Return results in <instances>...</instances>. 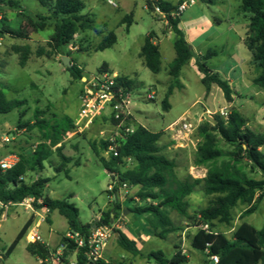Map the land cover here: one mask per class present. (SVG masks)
<instances>
[{
    "label": "rangeland",
    "instance_id": "obj_1",
    "mask_svg": "<svg viewBox=\"0 0 264 264\" xmlns=\"http://www.w3.org/2000/svg\"><path fill=\"white\" fill-rule=\"evenodd\" d=\"M12 1L19 4L25 16L48 15L47 9L41 6L38 0ZM80 1L84 5L82 14L89 16L93 25L91 29L79 31L74 35L72 41L74 50L69 51L67 46L63 52L69 53V62L79 68L84 79L96 74L105 64L106 70L134 79L140 84L132 91L134 97L138 99L135 107L136 119L148 131L161 134L159 145L163 146L162 154L175 162V175L179 180L188 176L193 178L191 174L195 176L196 170L192 169L206 171L208 164L196 166L194 163L196 148L201 142L197 129L184 148H176L166 131L168 125L184 114L190 119L195 114L199 116L203 114L200 126L206 122L211 123L215 112L221 109L224 112L230 110L224 108L223 98L215 92L209 97L207 93L205 94V88L201 84L202 75L195 66L197 53L201 55L209 51L216 53L206 61V66L220 77L233 82L236 91H239L236 92L239 99L233 108L248 120L249 129L258 133L264 132V90L252 83V79L258 77L261 69L253 63L243 46V39L249 34L250 14L241 11L239 1L212 0L210 3L208 0H195V5L182 13L178 27L195 57L181 69L179 80L183 88L175 90L168 98L170 107L167 111L162 110L161 101L170 80L168 65L175 56L173 50L175 35L172 30L168 29L158 15L145 9V0H111L115 7L108 4V0ZM161 1L172 5L177 3V0ZM0 15L3 19L0 22V31L5 27L17 31L24 24L18 10L8 6L0 8ZM127 15H131L132 18L128 29L126 24H121ZM25 30L28 39L0 34V89L7 100L24 102L18 109L0 115V135L8 133L13 137L12 141L0 150V155L4 152H14L29 159L31 152L43 140L42 133L37 127H33L35 121L43 120L49 125H54L62 117L67 116L74 122L80 108V94L84 82L73 78L67 71L62 62V58L67 56L55 55L47 48V42L44 40L48 41L52 35L53 22H50L45 30L37 33ZM110 32L116 37L115 44L104 51H96L101 39ZM149 33L154 34L156 38L153 41L159 47L161 70L156 75L144 66L143 59L139 57L144 39ZM24 47L29 48V54L24 67H21L19 58ZM15 48H18V53ZM39 51L42 55H38ZM239 79L246 89L239 86ZM149 90L156 93L153 101L146 100ZM206 110L212 115L208 116ZM110 136H112L110 119L106 115L98 117L88 129L62 142L61 155L68 161L60 171L57 170L60 169L63 160L53 149L52 156L44 163V169L26 172L24 182L31 184L38 179L48 180L44 196L73 204L78 209V221L81 225L92 224L97 218H102L103 214L114 209L116 215L110 220L113 232L103 252L107 262L154 264L147 257L150 253L161 252L169 260L179 251L180 254L188 256V264L210 263L205 254L190 248L189 241L198 230L194 216L208 206L212 197L206 196L201 186H196L186 197L187 217L168 211L175 231L165 239L147 235L144 217L133 213L135 207L144 205L137 197L139 187L115 186L109 191L112 179L90 147V143H98ZM217 147L226 154L234 151L220 139ZM221 162L229 163L248 179H263L262 174L252 168L245 159L235 163L226 155L217 160V163ZM199 175L205 174H201L200 171ZM115 206H119V210ZM248 208L249 206L245 204H237L231 211V223L225 225L214 222L215 231L231 239L242 223L260 229L264 223V198L256 203V209L252 214L245 216L244 212ZM29 217V212L15 208L6 221L0 224V252L12 243ZM50 221V229L49 222L43 223L39 233L43 239H48L51 246H55L68 229L65 219L56 211L50 214ZM115 230L121 231L132 241L134 238L141 254L133 256L119 248L115 240ZM27 246L23 238L1 264H40L27 252Z\"/></svg>",
    "mask_w": 264,
    "mask_h": 264
},
{
    "label": "trees",
    "instance_id": "obj_2",
    "mask_svg": "<svg viewBox=\"0 0 264 264\" xmlns=\"http://www.w3.org/2000/svg\"><path fill=\"white\" fill-rule=\"evenodd\" d=\"M210 3L212 0H208ZM241 3L240 9L249 13V34L243 39V46L257 64L261 71L258 77L252 79V83L264 90V0H236ZM41 6L47 9V16H25L19 8V4L12 0H0V8L8 6L18 10L23 17L24 24L17 31L7 27L0 31L12 38L28 39L25 29L37 33L45 30L50 22H53V33L47 41V48L55 55H65L63 49L69 46L74 35L79 31L92 28L93 22L89 16L82 14L84 5L80 0H38ZM161 10L165 13L175 9V5L159 1ZM148 12H152L149 0H145ZM3 19L0 20L2 22ZM132 23L131 15L125 16L121 24H126V29ZM180 17L169 19L167 26L175 35L173 50L174 59L168 65L169 84L161 108L163 111L169 109L168 98L175 90H181L183 85L179 80L181 69L187 62L195 57L191 46L186 42L183 33L179 29ZM155 36L149 33L143 42L139 57L143 59L144 66L152 73L158 74L161 70L159 47L154 43ZM116 42L114 33L110 32L104 36L98 44L96 51H104L111 48ZM16 53H18V48ZM64 53V54H63ZM29 54V48L24 47L19 58V65L24 67ZM38 55H42L41 51ZM216 53L209 51L205 55L195 57V66L202 75L201 84L208 92L211 85L219 88L226 103L233 101V90L228 82L218 74L213 73L207 66L206 61L214 57ZM67 71L75 79H82L81 71L71 61ZM106 71V65H102L97 72ZM118 82L122 83L128 90H135L139 87L134 79L119 77ZM24 105L18 100L9 101L5 98L3 90L0 89V115H5ZM36 117V116H35ZM248 120L237 110L230 108L226 118L216 114L212 116V122H206L197 129L201 142L197 145L194 163L196 166L208 164L205 177L193 179L187 177L179 180L175 175L176 164L163 154V146L159 145L160 133H152L140 125H135L132 133L125 136L119 144L117 156H110L108 159L102 157L107 149V141L90 143L95 156L100 160L103 169L116 175L121 183L128 187H139L137 197L143 202V206L135 207L133 213L144 217L147 235L165 239L167 235L175 231L168 211H173L181 217H187L188 204L186 197L189 196L196 186H201L206 196L212 197L206 208L201 209L194 216L196 234L190 239V248L205 254L208 257L216 256L218 264H264V223L260 229L242 223L234 232L233 237L228 239L224 234L216 232L214 222L229 225L231 223V211L237 204H245L249 208L244 215L254 212L256 203L264 198V132H254L248 128ZM26 127H30L26 125ZM33 127H37L42 133V142L31 152L27 159L23 154H18L19 162L11 170L0 176V200L3 202L18 203L25 198L31 197L36 202L41 199L39 208H48L50 213L56 211L62 216L67 224L68 231L79 232L83 236L88 234L91 224L81 225L78 221V209L66 200H51L44 196L45 184L48 180L38 179L31 184L24 182L28 171L43 170L44 163L52 156L53 149L63 160L60 171L67 158L61 155L62 142L66 135L73 131L74 122L69 117H62L54 125H49L43 120H36ZM218 139L233 148L230 154L224 153L217 147ZM60 145V146H58ZM14 153V152H13ZM230 156L232 161L237 163L243 159L247 160L252 168L256 169L263 176L261 180L248 179L231 167L227 162L217 163L223 156ZM131 164V166H129ZM113 193V192H110ZM119 210V206H115ZM115 210L103 214L96 223L109 224L112 216L115 217ZM47 222H50L47 218ZM32 223L29 218L12 243L0 253L1 263L7 259L19 242L24 238L27 229ZM201 224L209 226L211 232L205 233L198 227ZM116 243L123 251L137 256L141 252L137 249L136 243L130 240L121 231H114ZM69 248L74 245L70 244ZM176 249H178L176 247ZM27 252L38 261L44 258L46 249L41 244H28ZM86 248H80L77 257V264H112L99 260L91 263L85 258ZM154 264H188V258L177 251L169 260L161 252H152L148 256ZM210 262V261H209ZM41 264V263H40ZM209 264V263H207Z\"/></svg>",
    "mask_w": 264,
    "mask_h": 264
},
{
    "label": "built area",
    "instance_id": "obj_3",
    "mask_svg": "<svg viewBox=\"0 0 264 264\" xmlns=\"http://www.w3.org/2000/svg\"><path fill=\"white\" fill-rule=\"evenodd\" d=\"M160 0H149L153 14L158 15L164 23L167 25L169 19H175L181 17L182 13L189 7L195 5V0H177L175 9L169 13H165L161 10ZM108 4L115 7V4L111 1H107ZM145 9L148 7L145 5ZM0 15V20H1ZM69 51L74 50L72 43L68 46ZM119 76L115 73L107 71L97 72L96 74L84 79L83 89L80 94V108L77 118L74 121V129L72 132L66 135L65 140L70 139L76 134L82 133L88 129L94 121L100 116H108L110 119V125L112 128V136L104 139L109 143L107 149L103 152L102 157L108 159L110 156H117V149L119 144L124 140L125 136L132 133L134 130V114L136 107V99L132 93L133 90H128L118 82ZM156 93L153 90H149L146 94V100H155ZM205 113L210 116L212 113L206 110ZM220 115L226 118L228 112L219 110L214 115ZM203 121V114L199 116L195 114L191 119L187 114L182 115L177 120L172 122L166 128V131L170 134L171 141L176 148H184L185 145L190 142L192 134L198 129L199 124ZM102 135V133H101ZM13 137L8 133L0 135V150L6 147ZM19 162V156L17 153L4 152L0 155V176L8 170H11ZM196 170L194 179L198 177H205V175H199L200 170ZM109 174V173H108ZM112 179V185L109 186V191L115 186H121L127 188L125 183H121L116 175L109 174ZM41 199L34 201L33 198L28 197L18 203L3 202L0 200V224L5 222L9 214L15 208H22L25 212L30 213V217H34L30 227L27 229L24 240L27 244H41L46 249V254L39 262L41 264H77V257L80 248H86L85 258L87 261L94 263L99 260L107 262L103 257V252L107 246V242L113 232L112 224L110 227L106 226V223L98 225L96 222L100 220L97 218L92 224L86 236H83L79 232L66 231L56 243L55 246H51L48 242L44 241L39 233V228L43 223H46L47 218L50 215L48 208L37 209L34 204L40 206ZM200 230L209 234H216L211 232L210 228L206 224H201L198 227ZM73 244V248L68 246ZM208 260L213 264H218V258L216 256L208 257Z\"/></svg>",
    "mask_w": 264,
    "mask_h": 264
},
{
    "label": "crops",
    "instance_id": "obj_4",
    "mask_svg": "<svg viewBox=\"0 0 264 264\" xmlns=\"http://www.w3.org/2000/svg\"><path fill=\"white\" fill-rule=\"evenodd\" d=\"M21 10V9H20ZM180 24V23H179ZM179 26V25H178ZM168 29H169V26H168ZM156 38V37H155ZM44 41H46L47 42V40H44ZM155 43V42H154ZM156 44V43H155ZM197 56H202L200 53H197ZM107 72H110V70L108 71V70H106ZM212 71V70H211ZM213 73H215L214 71H212ZM110 73H113V72H110ZM116 74V73H115ZM217 74V73H216ZM119 76V75H118ZM119 77H125V76H119ZM128 78V77H127ZM223 80H226L227 82H228V84H229V86H230V88L233 90V101L231 102V103H226L225 102V100H224V98H223V94H222V92H221V90L219 89V88H217L215 85H211L210 86V88H209V91L208 92H205V94L207 93L208 94V96L207 97H209L210 95H211V93H216L217 95H219L221 98H223L222 99V101L225 103L224 104V108H233L234 107V104H235V102H236V100H238L239 99V95H237L238 93H239V91H236V89H235V87H234V84H233V82L231 81V80H229V79H227V78H223V77H221ZM81 81L82 82H84V78H82L81 79ZM181 82V81H180ZM182 84V83H181ZM239 86L240 87H242V88H244V89H246V87L245 86H243V84H242V82H241V80L239 79ZM236 92H238L237 94H236ZM241 92V91H240ZM135 111H137V109L135 108ZM134 123H135V125L137 124V125H140L141 126V124L139 123V121L136 119V113L134 114ZM200 171H201V174L202 173H206V171H204V170H202V169H199ZM51 214V213H50ZM34 219V217H32V220ZM48 219H49V221H50V215H49V217H48ZM46 223H48L47 221H46ZM49 224V229H50V224H51V221L48 223ZM42 225H44V224H42ZM42 225L40 226V228L42 227ZM39 228V229H40ZM233 230V229H232ZM40 232V231H39ZM43 238V237H42ZM60 239V238H59ZM133 240L135 241V239L133 238ZM44 241H46V242H48V239H44ZM59 241V240H58ZM57 241V242H58ZM186 257H188V256H186Z\"/></svg>",
    "mask_w": 264,
    "mask_h": 264
},
{
    "label": "water",
    "instance_id": "obj_5",
    "mask_svg": "<svg viewBox=\"0 0 264 264\" xmlns=\"http://www.w3.org/2000/svg\"><path fill=\"white\" fill-rule=\"evenodd\" d=\"M62 62H63V64H64L67 68H69V67L71 66L68 57H63V58H62ZM111 223H112V222H110L109 224H106V226L110 227ZM115 237H116V235H115ZM0 264H1V258H0ZM209 264H213V263L210 262Z\"/></svg>",
    "mask_w": 264,
    "mask_h": 264
}]
</instances>
